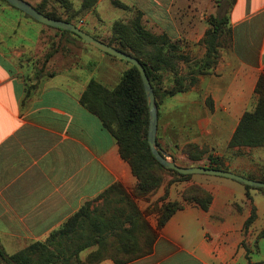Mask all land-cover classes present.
<instances>
[{
  "label": "crops",
  "instance_id": "1",
  "mask_svg": "<svg viewBox=\"0 0 264 264\" xmlns=\"http://www.w3.org/2000/svg\"><path fill=\"white\" fill-rule=\"evenodd\" d=\"M121 1L140 11L160 34L181 41L198 60L206 53L208 18L219 14L227 20L220 37L227 38L226 45L218 40L216 64L197 75L188 91L163 99H169L166 111L177 112L178 118L165 123L162 140L157 126V145L174 162L180 161V167L189 168L193 163L180 152L189 143H199L191 139L179 144L176 138L182 130L200 129L199 135L209 136L217 129L228 145L244 113L256 107L255 87L264 69V0ZM35 22L0 2V252L9 257L32 243L45 242L91 203L106 241L104 259L95 264H116L133 256L139 257L122 264H264V239L259 238L264 193L227 178L198 174L168 186L165 201L183 205L156 229L154 206L133 198L137 181L115 139L79 102L91 79L107 88L119 83L100 70L102 64L115 67L117 62L77 42L75 60L62 58L57 70L44 73L43 65L38 71L32 59L39 31ZM83 57L95 59L87 74ZM189 112L203 114L196 126L187 123ZM223 169L264 180V156L230 157ZM166 182L158 195L165 193ZM116 185L119 188L105 199H98ZM191 185L210 195L206 211L183 201L182 193ZM125 194L142 217L130 215ZM148 210L152 212L145 215ZM252 211L255 219L246 228ZM143 221L156 232L150 252ZM122 240L136 243L122 246ZM97 249L93 245L83 250L80 259L83 252ZM0 264H5L1 255Z\"/></svg>",
  "mask_w": 264,
  "mask_h": 264
},
{
  "label": "trees",
  "instance_id": "2",
  "mask_svg": "<svg viewBox=\"0 0 264 264\" xmlns=\"http://www.w3.org/2000/svg\"><path fill=\"white\" fill-rule=\"evenodd\" d=\"M0 1L15 9L6 1ZM55 1L65 8L69 7L68 0ZM94 2L95 0H83L84 8L89 9ZM111 4L117 8L128 9V6L119 0H111ZM35 9L48 18L71 23V19H61L58 15L47 13L42 10L41 6H37ZM25 16L30 18L27 15ZM142 17L143 14L136 10V15L127 24L114 23L112 26V37L107 41L92 37L138 60L144 68L153 89L158 108L164 98L188 91L190 87L196 84L197 75H204L208 69L216 64L218 40L225 33L223 29L227 20L226 18H208L210 28L205 32L203 39L206 53L203 59L196 63V68L193 67L190 70V76L184 77L179 76L178 64L183 59L180 55L179 42L172 41L165 34H154L146 30L141 23ZM107 56L112 57L110 55ZM162 71H169L174 76L173 85L168 89L158 86L161 83ZM185 80H188L187 84L184 83ZM255 94L257 96L256 107L252 112H246L242 116L229 142V147L231 148H252L264 145V127L259 128L260 125L264 126V69L257 80ZM79 102L86 111L98 118L102 127L115 139L121 158L128 163L137 181L133 198H146L157 191L165 182L163 178L165 173L171 175V180L166 182V187L176 181L191 178V175H181L175 171L165 169L151 154L147 143L148 107L139 72L134 66L130 65L122 73L119 83L114 88H107L96 80L91 79L87 83ZM183 152L192 162H197L201 159L200 154L202 152L193 143L185 145ZM188 167L225 170L221 167L220 161L213 158H208L204 165H191ZM260 181L264 182V180ZM117 188H119L118 185L112 186L101 194L98 199H105ZM245 188L250 189L251 187L245 186ZM258 190L264 193V189ZM126 198L132 209L130 215L132 217H142L132 198L128 195H126ZM182 199L184 202L197 204L204 211L207 210L211 202L210 195L197 185H191L186 188L182 193ZM182 205V202L166 201L161 206H156L155 210H153L157 215L156 229H161L170 217L182 208ZM149 213L150 211L148 210L145 215ZM254 219L255 212L252 211L250 218L245 223V227L247 228ZM96 222L97 218L93 214V210H91V203H86L57 231L53 232L45 242L32 243L9 257H6L2 252H0V255L5 264H95L104 259L102 248L106 245L105 239L99 234L101 231L96 226ZM142 227L143 229L147 228L149 232L148 252H150L156 239V232L145 221L142 222ZM96 234L98 235L97 238L95 237ZM259 238L264 239V229L260 232ZM128 241L122 240L119 245H134L136 243L135 240ZM93 245H97L98 249L89 252L81 260L79 257L80 252ZM138 257H129L124 261H132L138 259ZM124 261H116V264H122Z\"/></svg>",
  "mask_w": 264,
  "mask_h": 264
},
{
  "label": "rangeland",
  "instance_id": "3",
  "mask_svg": "<svg viewBox=\"0 0 264 264\" xmlns=\"http://www.w3.org/2000/svg\"><path fill=\"white\" fill-rule=\"evenodd\" d=\"M25 1L34 7L41 6L42 10H44L45 12L58 15L59 17H61V19H67V18L71 19V23L74 24L76 27L80 28L82 31L104 41H107L112 37V26L114 25V23L119 22L122 24H127L136 15V9L129 4L122 2L121 0L119 1L125 4L126 6H128V9H121L114 7L111 4V0H95L94 4L89 9L84 8L83 0H68L69 2L68 8H65L64 6L60 5L55 0H25ZM0 2L8 6L4 2L2 1ZM24 17L27 18L25 15ZM220 17L221 16L218 14L215 18L219 19ZM32 22L35 21L32 20ZM141 23L144 26V28L150 31L151 33L160 34V31L154 25H152L144 16L141 19ZM35 24H37L39 28L38 43L36 48L34 49L32 59L36 62L37 70L39 71V69L43 65H45L44 68L45 70L43 69V72L50 73L51 71H55L62 66V58H64L65 62L71 61L72 53L77 47L76 43L77 42L82 43L83 41L71 33H65L59 29L44 26L37 22H35ZM226 40L227 38L224 36L221 39H219L221 46L223 44L226 45ZM179 47H180V55L183 57V59H181L178 64L179 76L189 77L190 70H192V68L196 66V63L199 60L195 58L194 53H192L191 51L188 52L187 49H184V44L181 41H179ZM83 58L84 59H82L83 60L82 64L83 66H85V73L87 74L91 69V65L95 63V59L92 57H83ZM110 58L111 60L117 62L116 64L118 65L115 67L113 66L109 67L106 64H102L100 65V70L101 72L106 71L108 74H110L112 79H115L118 82L122 73L125 70H127L130 67V65L118 59H114L112 57ZM48 62H53V63L52 65L50 64L47 65L46 63ZM46 65L48 67H46ZM173 81H174V76L169 71H162L161 83L158 86L163 89H168L172 87ZM184 83L187 84L188 80H185ZM165 100H162L158 107V113H159L158 134L160 139L163 138V136L165 135V125H166L165 123L169 120L178 118L177 112L171 113L166 111L164 106ZM168 101L169 99L166 100V102ZM202 116L203 114L200 113L189 112L187 113V118H188L187 123L189 124V126H192L194 124L196 126L197 121L200 120ZM263 127L264 126L261 125L259 126V128H263ZM199 132L200 129H193V128L189 130H182V133L179 134V136L176 138L179 144H183L184 142L191 139L199 143V145L195 143L193 144L197 145L200 151L202 152L200 154L201 159L197 162L191 161L193 163L192 165L195 166L204 165L207 162L208 158H213V159L215 158L220 161L221 167L224 168V163L230 157L236 158L242 156H252L254 158H261L264 156V145L260 147H252V148L250 147L231 148L229 147V144L226 145L224 143L223 136L218 135L219 130L212 129V133L209 136L199 135L200 134ZM194 133L197 135L194 136ZM160 143H162V141H160ZM183 148L180 154L188 159L187 155L183 152ZM168 160H172V158L170 157V159ZM174 163L183 165L178 160L177 161L175 160ZM170 176L171 175H169V173H165L163 175L164 181L166 182L168 180H171ZM166 190L167 187H165L164 190L165 193L163 195H158L157 191H155L146 198H135V199L141 202H150L151 205L154 206V209H151L153 211L155 210L156 206L166 202L165 199L168 197V194H166ZM109 244L110 247L113 248V245H115V241L113 242L111 241ZM88 253L89 251L83 252L81 258L84 259Z\"/></svg>",
  "mask_w": 264,
  "mask_h": 264
},
{
  "label": "water",
  "instance_id": "4",
  "mask_svg": "<svg viewBox=\"0 0 264 264\" xmlns=\"http://www.w3.org/2000/svg\"><path fill=\"white\" fill-rule=\"evenodd\" d=\"M4 1H6L10 6L14 7L15 9L21 11L22 13H24L25 15H27L37 23L72 33L75 36L79 37L84 43L88 44L89 46L101 51L104 54L110 55L116 59L127 62L137 69L142 81L147 107H148V113H149L147 143L151 154L162 167H164L167 170L175 171L181 175L200 174V175L223 177L238 182L244 186H248L255 189H264V182L262 181L251 180L223 170H216V169H210L204 167L184 168L176 165L174 161L168 160L170 159V156H168L166 153L160 150L157 145L158 108L156 105L153 89L146 76L144 68L138 62V60L117 50L116 48L108 46L107 44L102 43L101 41L93 38L91 35L85 33L84 31H82L80 28L76 27L72 23H68L62 20H54L46 17L45 15L38 12L34 6L26 2L25 0H4Z\"/></svg>",
  "mask_w": 264,
  "mask_h": 264
}]
</instances>
